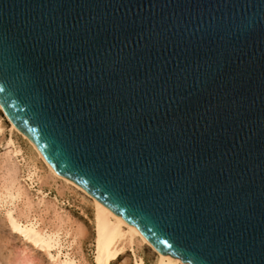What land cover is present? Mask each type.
<instances>
[{"label":"water","instance_id":"1","mask_svg":"<svg viewBox=\"0 0 264 264\" xmlns=\"http://www.w3.org/2000/svg\"><path fill=\"white\" fill-rule=\"evenodd\" d=\"M0 106L160 252L264 264V0H0Z\"/></svg>","mask_w":264,"mask_h":264},{"label":"bare ground","instance_id":"2","mask_svg":"<svg viewBox=\"0 0 264 264\" xmlns=\"http://www.w3.org/2000/svg\"><path fill=\"white\" fill-rule=\"evenodd\" d=\"M0 111L4 117L1 106ZM4 120L8 123L6 136L3 119L0 117V136L4 135L1 142L4 151L0 155V222L22 238L24 243L45 254L52 264H76L71 244L84 236V228L78 225L71 230L69 216L60 200L57 197L47 198L44 187L52 180L60 182L64 189L83 193L80 198L91 206L95 232L93 264H111L128 248L135 254L136 264H146L140 256V250L146 245L154 252V264H190L170 253L160 252L123 215L79 183L56 172L32 138L7 118ZM19 138L26 143V150L21 146ZM39 165L45 170V176L41 175ZM35 184H38V188L33 193ZM25 251H22L23 254L16 260V264H33L32 254Z\"/></svg>","mask_w":264,"mask_h":264},{"label":"rangeland","instance_id":"3","mask_svg":"<svg viewBox=\"0 0 264 264\" xmlns=\"http://www.w3.org/2000/svg\"><path fill=\"white\" fill-rule=\"evenodd\" d=\"M0 117L3 119V125L5 128L4 135L6 136L7 130H8V123L7 121L4 120V118L6 117L5 115L4 117L2 116L1 111H0ZM4 135L0 136V155H2L4 151V148L1 143ZM20 139L21 138H19L18 140L21 146L26 150L27 149L26 143L24 142L23 139L22 140ZM39 166L41 170L40 171L41 175L45 176L46 174L45 170L43 169L41 165ZM61 186L62 184L60 182L58 183V181L53 182L52 180H49V183L44 187V189L46 190V193L48 194L47 198L53 199L54 197H57L60 200L63 209H65V211L67 212L69 216V219H70L69 228L71 230L77 228L78 225L84 228V236L82 238L76 239L71 244V250L73 249L72 252L74 253V256H76L75 257L76 264H93L94 258H95V252H94L95 251V243H94L95 242V239H94L95 232H94V226H93V215H92L93 213H92L91 206L90 204H87L88 203L87 201L80 198L83 196V193L79 191L78 193L77 191L75 193V191L73 192V190L68 189V188L64 189ZM37 188H38V184H35V187L32 189L33 193H35L36 191L35 189ZM24 249L27 251V253L29 252L28 254L30 253L32 254L31 255L32 259H34L33 264H52L50 262V259L47 258L45 254H43L39 250H38L39 253L37 252V250L35 251V249H33L29 244L24 243L22 238L14 234L12 231H10L9 228H7L5 225H3L2 222H0V264H16L17 263L16 260L22 256L21 254H23L22 251H25ZM143 251H144V255H143ZM134 256L135 254L133 253V251L131 249L129 250L128 248L123 254L120 253L112 261L111 264H136V260H135L136 258H134ZM140 256H142L146 264H154V261H155L154 252L147 245L144 246V248L140 250Z\"/></svg>","mask_w":264,"mask_h":264}]
</instances>
